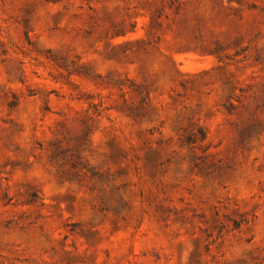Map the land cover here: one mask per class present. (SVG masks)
<instances>
[{"label":"rangeland","instance_id":"rangeland-1","mask_svg":"<svg viewBox=\"0 0 264 264\" xmlns=\"http://www.w3.org/2000/svg\"><path fill=\"white\" fill-rule=\"evenodd\" d=\"M0 264H264V0H0Z\"/></svg>","mask_w":264,"mask_h":264},{"label":"trees","instance_id":"trees-1","mask_svg":"<svg viewBox=\"0 0 264 264\" xmlns=\"http://www.w3.org/2000/svg\"><path fill=\"white\" fill-rule=\"evenodd\" d=\"M120 35H123V34H120V33L114 34V35H113V38H114V37H117V36H120ZM145 100H146V99L144 98L143 101H145ZM15 105H16L15 102H12V103H11V107H14ZM201 135H202L203 138L206 137V135H205V133H204L203 130H201ZM236 228H239V225H238V224H236Z\"/></svg>","mask_w":264,"mask_h":264}]
</instances>
